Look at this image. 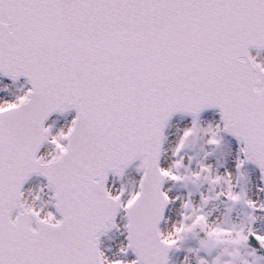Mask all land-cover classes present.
<instances>
[{
  "label": "snow or ice",
  "instance_id": "obj_1",
  "mask_svg": "<svg viewBox=\"0 0 264 264\" xmlns=\"http://www.w3.org/2000/svg\"><path fill=\"white\" fill-rule=\"evenodd\" d=\"M250 49L264 51V0H0V77L30 86L0 102V264H170L182 249L181 264H264L250 247L264 249L252 227L264 200L249 195L245 170L255 166L264 183V63ZM213 109L219 122L202 126ZM69 111L70 126L53 135L45 122ZM177 114L191 125L162 167ZM225 135L239 148L234 171L220 173L206 160ZM201 138L208 150L196 159ZM133 165V188L113 193L109 176ZM33 175L46 184L29 201L22 188ZM169 182L187 196L170 197ZM45 189L55 212L44 210ZM166 210L179 216L170 225ZM120 212L119 255L131 252L130 262L99 248Z\"/></svg>",
  "mask_w": 264,
  "mask_h": 264
},
{
  "label": "bare ground",
  "instance_id": "obj_2",
  "mask_svg": "<svg viewBox=\"0 0 264 264\" xmlns=\"http://www.w3.org/2000/svg\"><path fill=\"white\" fill-rule=\"evenodd\" d=\"M256 58L260 61L264 63V52L260 53L259 55H256ZM3 89L5 88V86H7V90L6 91H0V102H11L15 99V97L17 95L22 94L21 91H19L21 89V86L24 87V89L26 90L27 86L22 83V82H18V83H10L7 82L5 85H0ZM71 119H72V114L71 113H66L64 115H56L54 116L47 124V126L51 125L52 126V134H56L57 131L61 130V129H66L68 126H70L71 123ZM200 122L201 125L206 127L208 124H212L215 125L219 122V114L217 113V111H209L206 112L204 114H202L200 116ZM191 125V118L189 117H178L176 119H174L167 130L168 133V139H167V143H168V151L165 152V158H164V166L167 167L168 164L171 163V156L169 155V146L171 145V142H176L177 138L179 135L182 134V131ZM171 139V140H170ZM223 145H222V162L225 166V170L228 171H232L233 170V163L231 166V157L235 154L234 151H236V145L233 143L232 140H228L225 137H223ZM199 147L198 149H200V152L202 151H207V147L205 145L204 139L201 138L199 139ZM237 148H239V146H237ZM203 149V150H202ZM52 151V146L49 144H44L38 155L40 156H45L47 157L48 153H50ZM199 154V153H198ZM200 157V154H199ZM247 168L245 169L246 172L248 173V179H249V194L250 196L254 199L256 196H261L260 193H256V188L260 187V173L259 171L253 167L251 168L249 165L246 166ZM139 179V174L135 171V165H133L132 167L128 168L126 170V173L124 175V177L122 178H113L110 177L109 178V186L110 189L113 191V193L117 192L121 185L126 186L127 189L131 190L134 186V182L138 181ZM43 187L44 183L40 180L34 179V178H30L23 186L22 191L25 194V198L28 199L29 201H31V197L28 195L29 191L31 190H35V188L37 187ZM171 186V184L169 183V187ZM168 187V188H169ZM46 193L47 195L45 196V203L47 205V201H48V197L50 195V193L47 192L46 189ZM174 195V193L172 194ZM39 206V205H38ZM51 207V205L49 206V208ZM46 212L47 211H52L55 212V210L51 207V210H48V208L44 209ZM176 207L173 209V212H175ZM173 221V214L172 217L169 221V225L170 223ZM233 221L235 222V220L233 219ZM116 225L119 228V231H117L116 229H113L112 231L108 232L107 234H105L103 236V238L100 241L99 244V248L100 250L103 252V250L106 247H111L116 249L117 247H119V245L121 243L125 242V231H124V225H125V219H124V213L120 212L118 215V219L116 221ZM165 229V228H164ZM135 259L133 255L129 254L128 255V262H130L131 260Z\"/></svg>",
  "mask_w": 264,
  "mask_h": 264
},
{
  "label": "rangeland",
  "instance_id": "obj_3",
  "mask_svg": "<svg viewBox=\"0 0 264 264\" xmlns=\"http://www.w3.org/2000/svg\"><path fill=\"white\" fill-rule=\"evenodd\" d=\"M0 88H2L1 86H0ZM171 140V139H170ZM197 142H198V144H197ZM197 142L195 143V145L193 146V148L191 149V151L189 152V155H193V156H195L196 157V159H199V158H201L202 156H203V152L204 151H202V152H200V149H198V147H199V139L197 140ZM172 143V142H171ZM175 143L176 142H173L171 145H170V147H169V155H171V151H170V149L172 148V147H174V145H175ZM219 151H222V147H221V149H219ZM218 150L216 151V153L218 154V152H219ZM200 154V157H199V154ZM216 153L213 155V156H210V157H208L207 158V160H206V163L207 164H211V165H213L215 168H217V166H220V164L219 163H215V161L217 162V159H216ZM232 161H233V156L231 157V166H232ZM214 163L216 164V165H214ZM193 167H195V162H193ZM220 173H223L222 171H220ZM171 184V183H170ZM172 185L173 184H171V187H172ZM126 187V186H125ZM39 188H41V187H37V188H35V190L33 189V190H31V192L32 193H35L36 191H38V189ZM173 188H174V190H176V196H185L184 195V193L183 192H181V193H178L177 192V190L179 191H182L183 190V188H181L179 185H173ZM119 191V190H118ZM117 191V192H118ZM45 196H46V193H45V191H44V193H42L41 194V200L43 201V202H45ZM179 201H177L176 202V205H175V207H176V210H175V212L178 210V208H179V203H178ZM46 204V203H45ZM49 206H50V204H47L46 205V207H45V209L46 208H48V210H51V207L49 208ZM244 211L245 210H241V209H239V208H237V209H235L233 212H232V214H231V216H232V219H234L235 220V222H239V220L242 218V216H243V213H244ZM233 215H235L236 217H233ZM174 218L175 219H178V214H174ZM174 219V220H175ZM121 246H123V244L121 243L120 245H119V247H117L116 249H114V248H111V247H106L104 250H103V252H104V254H105V256L111 261V260H117V259H119V260H128V255H129V253H128V255L127 256H121V255H119V249H120V247ZM196 246V243H194V241H187V242H185V244H184V246H183V248L184 249H186V248H189V247H195ZM182 251L184 252V253H186L183 249L181 250V251H179V252H177L178 254H181L182 253ZM183 253V254H184ZM181 259H179L178 258V260H177V262H179ZM176 263V262H175Z\"/></svg>",
  "mask_w": 264,
  "mask_h": 264
},
{
  "label": "flooded vegetation",
  "instance_id": "obj_4",
  "mask_svg": "<svg viewBox=\"0 0 264 264\" xmlns=\"http://www.w3.org/2000/svg\"><path fill=\"white\" fill-rule=\"evenodd\" d=\"M221 153H222L221 151H219L218 154L216 153L217 162L215 161V163H219L220 164V166H217V168H216L218 172H220V171L224 172V169H225V166H224V164L222 162V154ZM215 163H214V165H216ZM213 168H215V167L213 166ZM206 187L207 186H205L204 189H201V191H204L206 189ZM170 189H171V192H169V193L170 194H173L174 193L173 197H175L176 196V190H174L173 185H172V187H170ZM177 192L178 193L183 192L184 195H185L184 197L187 196V190L186 189H183L182 191H180V190L178 191L177 190ZM193 199L198 202L199 201V194L198 193L194 194ZM254 199L264 200V198L261 197V196H256ZM174 208H175V206H174ZM222 213H223V206L221 205V206H219L218 210L213 213L211 219L215 220V219L221 217L222 216ZM256 215L258 217H260V218H258L256 220V222L252 225V227H253V229H255L257 231L264 232V213H257ZM233 217H236V216L233 215ZM178 218H179V216H178ZM194 243H196V242L194 241ZM183 253H184L183 251H182L181 254H178L177 252L173 251V256H172V260H171V263L170 264H181V261L183 260L184 256L186 255V253H184V254ZM178 258L181 259L179 262H177Z\"/></svg>",
  "mask_w": 264,
  "mask_h": 264
},
{
  "label": "water",
  "instance_id": "obj_5",
  "mask_svg": "<svg viewBox=\"0 0 264 264\" xmlns=\"http://www.w3.org/2000/svg\"><path fill=\"white\" fill-rule=\"evenodd\" d=\"M252 51H256L255 49H250V53L252 52ZM260 52H262V51H260ZM4 78V77H3ZM5 79H7V78H5ZM19 80H24V78H20ZM74 114H75V112L74 111H72ZM53 115H55V114H53ZM52 115V116H53ZM177 115H180V114H177ZM52 116H50L49 118H51ZM47 122V121H46ZM46 122H45V124H46ZM33 176H36V175H33ZM32 176V177H33ZM31 178V177H30ZM29 178V179H30ZM42 178V177H41ZM44 179V178H43ZM45 180V179H44ZM46 181V180H45ZM108 182V181H107ZM24 186V185H23ZM106 186H107V184H106ZM23 189V188H22ZM116 218H117V216H116ZM116 218H115V221L114 222H116ZM101 238V237H100Z\"/></svg>",
  "mask_w": 264,
  "mask_h": 264
},
{
  "label": "clouds",
  "instance_id": "obj_6",
  "mask_svg": "<svg viewBox=\"0 0 264 264\" xmlns=\"http://www.w3.org/2000/svg\"><path fill=\"white\" fill-rule=\"evenodd\" d=\"M0 107H6L5 105H0Z\"/></svg>",
  "mask_w": 264,
  "mask_h": 264
}]
</instances>
